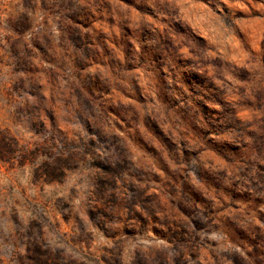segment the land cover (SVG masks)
<instances>
[{
	"label": "rangeland",
	"instance_id": "374dc122",
	"mask_svg": "<svg viewBox=\"0 0 264 264\" xmlns=\"http://www.w3.org/2000/svg\"><path fill=\"white\" fill-rule=\"evenodd\" d=\"M0 264H264V0H0Z\"/></svg>",
	"mask_w": 264,
	"mask_h": 264
}]
</instances>
